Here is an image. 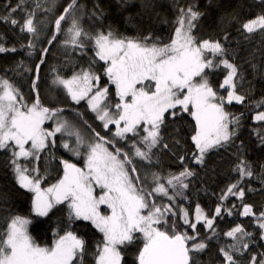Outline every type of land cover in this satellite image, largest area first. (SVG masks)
<instances>
[{"label": "snow or ice", "instance_id": "snow-or-ice-1", "mask_svg": "<svg viewBox=\"0 0 264 264\" xmlns=\"http://www.w3.org/2000/svg\"><path fill=\"white\" fill-rule=\"evenodd\" d=\"M24 2L20 0L10 12L21 9ZM77 3L78 0H70L63 14L55 19L48 43L56 41L62 22L68 21L63 45L79 48L81 52L91 46L95 57L104 64L103 74L108 83L114 86L115 103L109 87H101V77L91 70V65L70 78L57 75L53 84L63 86L74 104L85 101L88 110L110 136L101 135L83 120V113L76 112L91 131V139H86L81 130L62 115L64 108L48 107L41 102L39 70L48 48L42 49L40 63L36 65V78L32 82L35 98L31 104L13 83L0 77V151L10 154L9 164L19 188L32 193L33 216L16 214L6 218V227L0 230V264H86L88 241L72 230L77 224L90 227L101 236L91 254L94 264H125V251L136 243L142 246L133 264H198L194 254L204 252L208 242L219 235L215 220L221 216L222 206L218 205L214 215L209 217L197 204L193 221L189 211L182 205L175 206V201L178 196L183 197L181 190L188 188L184 181L194 173L188 168L168 177L152 172L149 184L148 175L141 177L136 162L151 164L153 149L163 141L162 126L169 117L183 119L184 114L194 121L191 141L197 150L193 159L198 164L204 163L210 150L230 144L237 135L240 117L226 111L225 105L234 101L242 104L245 100V96L236 91L238 68L225 58L226 49L219 41L199 40L194 35L196 22L202 15L194 6L178 10L174 36L170 42L163 43L153 40L151 34L130 37L111 29L85 31L81 24L84 6L78 7ZM35 7H40L39 0ZM53 7L55 0H51L46 10L51 11ZM77 12L81 15L77 16ZM96 14L94 10L93 15ZM0 20L19 26L21 32L33 37L39 35L35 10L26 12L22 24L11 15L0 16ZM242 28L249 34L258 30L264 33V14L249 19ZM28 47L34 48L35 44L29 42ZM8 51L17 49L0 44V53ZM221 65L227 69V74L219 88L227 91L226 97L218 93L209 78V73ZM260 104H264V100ZM254 119L264 122V111L258 112ZM50 120L55 121L54 127H45ZM57 134L61 136L60 147L82 158L83 166L60 158L62 175L55 183H48V168L41 172L39 161L42 153H46L49 162L56 161L52 149L56 147ZM257 136L264 146V134L257 133ZM72 138L74 144L70 143ZM163 147L168 145L163 144ZM22 160L32 162V166L21 163ZM235 171L240 181L229 185L221 200L229 195L242 200L245 195L239 184L245 177L253 176L252 166L241 159ZM156 197H165L169 203H157ZM0 202L6 203L5 198L0 196ZM61 205L67 210L66 225L53 233L50 245L41 246L29 229L42 228ZM242 207L241 215H255L251 205ZM226 211L232 215V209ZM257 219L260 239L264 240V212ZM198 224L211 235L198 239ZM184 225L192 234L187 229L181 230ZM224 235L235 241L219 249L224 264H242L235 257L243 256L249 244L240 241L252 233L238 224ZM248 264H264V253L259 259L252 255Z\"/></svg>", "mask_w": 264, "mask_h": 264}, {"label": "trees", "instance_id": "trees-1", "mask_svg": "<svg viewBox=\"0 0 264 264\" xmlns=\"http://www.w3.org/2000/svg\"><path fill=\"white\" fill-rule=\"evenodd\" d=\"M36 0H25L15 13L10 12L20 0H0V16L11 15L21 24L26 12L35 10L36 22L38 23V37L21 32L19 26H13L10 22L0 20V44L6 48L15 47L17 51L0 53V77L8 79L23 94L25 100L31 104L35 98L32 90V82L36 78V65L40 63L42 49L48 48V54L44 56V63L40 66L38 91L41 102L48 107L64 108L62 114L65 118L76 123L81 129L91 131L83 123L87 120L101 135L110 136L103 130L101 123L95 119V115L87 108L85 101L79 105L71 102L63 90L55 87L52 80L57 76L70 78L81 69H88L100 75L101 87L108 86L111 100L115 103V90L103 74L104 64L95 57L94 50L89 46L81 52L79 48L65 47L62 41L65 39L64 30L69 26L68 21L61 24V34L56 41L49 45L48 41L54 32V22L70 0H55V7L47 11L51 0H39L40 7H35ZM84 6L81 24L85 31L97 32L109 29L124 36H145L151 34L153 40L158 39L163 43L170 42L174 36L176 19L180 8L194 6V10L202 13L196 22L194 35L199 40L219 41L226 49V57L229 62L235 64L239 75L236 78L238 94L245 96L242 104L235 101L225 105L226 111L240 117V125L236 129L237 135L233 141L222 148L210 150L204 158L203 164L195 163L193 154L196 148L191 141L194 134V121L186 114L183 119L168 118L166 124L161 128L162 144L153 149L152 163L137 160L136 166L141 177L145 174L151 181V173L158 172L163 177L170 174L178 175L185 168L191 170L194 175L185 179L187 189H182L183 197H177L175 206L182 205L195 221V208L199 204L209 217L214 215L218 205L222 206V214L215 220V228L218 237H213L208 242V248L201 253L194 254L198 264H224L220 247L234 243L231 238L224 235L236 225H241L251 236L244 237L240 243L247 242L249 250L243 256L236 255V259L242 264H248L252 255L260 258L264 253V240L260 239L261 229L258 227L259 214L264 212V146L260 144L257 133L264 134V122L255 121L258 112L264 111V33L259 30L249 34L243 30L242 24L249 19L264 14V3L261 0H78L77 6ZM147 5V6H146ZM96 15H93V11ZM100 12L103 14L100 15ZM77 16L81 14L76 13ZM71 14H69V20ZM43 21V23H39ZM227 37V39H225ZM29 42L35 44L29 48ZM31 53V55H29ZM29 69L31 71H29ZM227 69L221 65L220 68L209 73L210 82L220 95L227 96V91L219 88ZM83 113V120L76 115ZM114 130V129H113ZM143 135V133H141ZM67 140L69 138L63 137ZM72 141V140H71ZM124 143L123 141L121 142ZM128 143H131V138ZM61 136L56 138V147L52 149L57 158L56 161L47 160L46 153L41 154L39 167L41 172L45 167L50 173L48 183L62 175V169L58 163L60 158L68 159L70 162L83 165V159H78L62 147ZM163 144L168 147L164 148ZM125 150H128L127 147ZM183 157V160H181ZM241 159L250 162L253 170L252 177H245L239 184L244 189L243 199L229 195L227 199L221 200V195L228 186L240 181V176L235 171L236 165ZM10 154L0 151V196L5 202H0V230L6 227V218L11 215L33 218L31 212L32 194L19 188L9 164ZM21 163L32 166V162L22 160ZM166 183V181H165ZM44 186H47L45 184ZM169 194L173 190L169 189ZM157 203L168 204L165 197H156ZM243 204H249L253 208L254 216H243ZM235 205V208H233ZM226 209H232V215H228ZM67 210L61 205L54 210L47 223L40 229L30 227L29 231L33 238L41 246L50 245L53 233L66 225ZM35 223V219H33ZM182 224V221H178ZM187 229L184 225L181 230ZM200 233L198 239L211 235L209 230L198 224ZM72 230L76 231L88 241V255L86 264H94L92 253L95 251L96 243L101 239L99 233L83 224H77ZM192 234L190 229H187ZM61 234H63L61 232ZM142 244L136 243L125 251V264H133L137 250Z\"/></svg>", "mask_w": 264, "mask_h": 264}, {"label": "rangeland", "instance_id": "rangeland-1", "mask_svg": "<svg viewBox=\"0 0 264 264\" xmlns=\"http://www.w3.org/2000/svg\"><path fill=\"white\" fill-rule=\"evenodd\" d=\"M211 58V57H210ZM54 80V79H53ZM53 80H52V83H53ZM55 87H58L60 89L63 90L64 94L66 97H68L67 93H66V90L63 88V86H60V85H56V84H53ZM114 87V86H113ZM115 90V89H114ZM72 102V101H71ZM94 114V113H93ZM95 115V114H94ZM69 120V119H68ZM70 122H72L77 128H79L82 132V134L85 136L86 139H91V136L88 134V132L84 131L83 129H81L76 123H74L73 121L69 120ZM97 122L100 124V122L97 120ZM55 125V121L54 120H50V121H47L46 124H45V127H54ZM57 136H60V134H57ZM68 138V137H67ZM70 143H73L74 144V138H72V141H70ZM197 152V150H196ZM195 163H197L195 161ZM198 164V163H197ZM83 166V165H82ZM151 183V181H150ZM32 194V193H31ZM205 230L207 231V229L205 228ZM207 236V235H206ZM220 253V252H219Z\"/></svg>", "mask_w": 264, "mask_h": 264}]
</instances>
